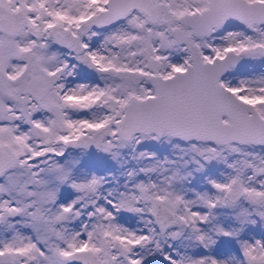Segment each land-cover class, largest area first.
<instances>
[{"label": "snow or ice", "instance_id": "snow-or-ice-1", "mask_svg": "<svg viewBox=\"0 0 264 264\" xmlns=\"http://www.w3.org/2000/svg\"><path fill=\"white\" fill-rule=\"evenodd\" d=\"M0 264H264V0H0Z\"/></svg>", "mask_w": 264, "mask_h": 264}]
</instances>
